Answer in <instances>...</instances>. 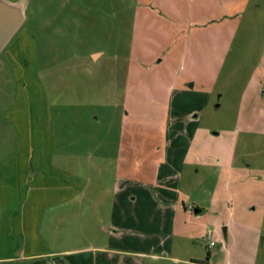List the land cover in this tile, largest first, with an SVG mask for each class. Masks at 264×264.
Returning <instances> with one entry per match:
<instances>
[{
  "label": "rangeland",
  "instance_id": "obj_1",
  "mask_svg": "<svg viewBox=\"0 0 264 264\" xmlns=\"http://www.w3.org/2000/svg\"><path fill=\"white\" fill-rule=\"evenodd\" d=\"M8 1L0 169L43 112L38 152L84 184L42 237L85 264H264V0Z\"/></svg>",
  "mask_w": 264,
  "mask_h": 264
},
{
  "label": "crops",
  "instance_id": "obj_2",
  "mask_svg": "<svg viewBox=\"0 0 264 264\" xmlns=\"http://www.w3.org/2000/svg\"><path fill=\"white\" fill-rule=\"evenodd\" d=\"M42 115H32L30 123L35 127L32 141L25 143L21 154L14 156L5 164L6 167L0 169V206L4 212L0 230V261L7 264H85L81 252L91 248L66 250L63 237L50 236L45 240L41 235L46 211L52 209L50 219L55 218L56 213L64 209V202L84 191L81 180H72L57 172L50 158L45 155L41 157L38 152L42 147L46 151L50 145L40 142L36 133L38 126L47 122ZM29 117L31 119V113ZM92 249L110 254L118 252L111 248ZM119 253L140 259L158 257L139 251Z\"/></svg>",
  "mask_w": 264,
  "mask_h": 264
},
{
  "label": "water",
  "instance_id": "obj_3",
  "mask_svg": "<svg viewBox=\"0 0 264 264\" xmlns=\"http://www.w3.org/2000/svg\"><path fill=\"white\" fill-rule=\"evenodd\" d=\"M26 20L25 5L0 0V54L6 49ZM196 214L200 210H195Z\"/></svg>",
  "mask_w": 264,
  "mask_h": 264
},
{
  "label": "built area",
  "instance_id": "obj_4",
  "mask_svg": "<svg viewBox=\"0 0 264 264\" xmlns=\"http://www.w3.org/2000/svg\"><path fill=\"white\" fill-rule=\"evenodd\" d=\"M208 241H209V248H210V249L213 248V247L215 246V242L212 241L211 238H209Z\"/></svg>",
  "mask_w": 264,
  "mask_h": 264
}]
</instances>
